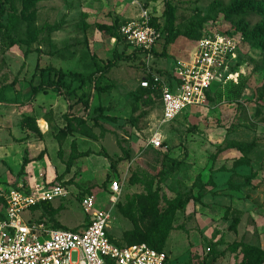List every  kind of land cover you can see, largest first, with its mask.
Instances as JSON below:
<instances>
[{"label": "rangeland", "instance_id": "1", "mask_svg": "<svg viewBox=\"0 0 264 264\" xmlns=\"http://www.w3.org/2000/svg\"><path fill=\"white\" fill-rule=\"evenodd\" d=\"M241 1L168 0L177 38L167 48V57L144 54L120 62L106 75L96 74L100 91L86 84L77 92L90 99V111L84 117H80L81 108L74 106L73 100L69 102L70 115H76L77 121L83 119L78 126L87 129L93 140L74 135V147L63 148L62 160L77 150L89 153L74 162V191H86L96 199L97 208L111 210L108 233L113 242L124 244L122 234L132 229L116 204L124 207L131 198L156 189L159 210L178 197L189 199L186 207L169 219L171 228L163 248L166 264H209L213 258V264H241L245 247L264 253V43L247 35L264 22V13L226 15V10ZM247 1L251 5L264 2ZM29 6L26 10L22 0H0V26L8 24L10 13L18 20L17 32L10 36L12 47L4 48L0 43L3 196L21 183L29 185L35 172L37 179L46 183L49 169L57 168L53 136L65 124L68 102L52 91L31 100L29 82L36 65L39 69L90 75L112 59L114 52L129 54L117 37L98 31L97 25H110L117 32L118 26L138 22L143 13L148 14L149 21L156 19L160 27L165 21L163 0H30ZM28 31L35 32L36 38L25 56ZM216 36L231 40L236 57L219 68L221 78L213 82L202 106L185 109L168 124L162 123L156 103L132 114L139 84L147 73L170 79L180 65L193 59L199 39ZM229 73L237 75H233L234 80L224 79ZM229 81L243 84L237 103L226 100ZM96 107L102 109V118L94 125L91 112ZM5 115L12 119H4ZM25 118L36 121L38 132L24 127ZM10 128L18 140L9 142ZM153 132L162 135L164 146L160 149L148 143ZM232 144L239 148L228 149ZM24 156L29 162L22 170ZM55 174L50 187L60 182L59 174ZM109 181L120 186L116 201L106 194ZM52 205L63 206L57 217L58 229H82L86 217L74 193L64 201L54 200ZM35 213L40 214L38 210ZM133 214L140 226H146L137 206ZM27 216L25 213L24 218ZM235 216L238 221L232 231ZM49 221L54 224V220Z\"/></svg>", "mask_w": 264, "mask_h": 264}, {"label": "built area", "instance_id": "2", "mask_svg": "<svg viewBox=\"0 0 264 264\" xmlns=\"http://www.w3.org/2000/svg\"><path fill=\"white\" fill-rule=\"evenodd\" d=\"M119 36L131 48L149 51L162 38L160 31L149 21L147 13L138 22L123 24ZM235 46L230 39L216 36L197 41L193 59L180 65L168 79L151 76L159 91V106L162 123H171L185 109L202 106L206 93L218 72L228 59H235ZM237 76L227 74L224 79L234 80ZM168 80V81H167ZM141 88H148L142 79ZM154 149L163 145L162 135L153 132L148 141ZM34 183L19 185L0 194V264H166L165 252H158L145 244L118 247L110 239L108 226L113 220L110 209L96 207V199L84 194L78 201L86 221L85 228L78 231L60 230L46 220H34L29 215L31 207L39 203L64 201L72 193L70 187L58 183ZM120 186L113 181L108 186V195L116 201ZM116 202L111 206L114 207ZM27 213V218L24 214Z\"/></svg>", "mask_w": 264, "mask_h": 264}, {"label": "trees", "instance_id": "3", "mask_svg": "<svg viewBox=\"0 0 264 264\" xmlns=\"http://www.w3.org/2000/svg\"><path fill=\"white\" fill-rule=\"evenodd\" d=\"M30 0H22V3L25 5V9L28 10ZM165 5V21L162 27L157 24L156 19H151L150 24L161 32L162 38L158 40L153 48L149 51V53L158 58L167 57V48L173 44L175 39L177 38L176 34L173 32L172 29V16L171 11L172 8L170 7L168 0H163ZM247 0H243L238 2L236 5H232L230 9L226 10V15L229 14H239L240 16L246 17L250 13L261 12L264 13V2L259 4H247ZM13 6L11 5L10 9ZM8 24L5 27L0 26V43L3 45L4 48H11L13 42L11 41V34L17 32V23L18 20L15 17L14 13L8 14ZM122 26V25H121ZM118 26L117 32L114 27L110 25H97L96 29L110 37L118 38L120 43L124 45L127 49L129 54H117L114 52L112 54V59L108 60L106 64L96 72L87 75V76H80L78 74H71V73H63L61 71H57L52 68L47 69H39L36 65V70L32 75V78L29 82L30 85V92H31V100H33L38 94H45L48 91H52L57 93L68 102L67 108L68 112L64 115L65 124L58 130V132L54 135V140L57 143L58 150L56 152L57 159L63 164L64 171L59 176L60 184L63 186L71 187L73 190L75 189L73 182L74 177L77 174L75 170L73 176L65 180V176L70 174V171L74 168V162L77 159L88 157L89 153L86 152H78L74 151L71 152L68 156L66 161L62 160L63 154V143L68 137H73L74 135L82 136L86 139L93 140V135L84 127L78 126V123H81L83 119L81 118L77 121L76 115H70L69 110L71 106L69 102L73 100L74 106H79L82 110V114L80 117H84L90 111V99L85 94L77 95V92L83 88L86 84L90 85V87L94 91H100V89L96 86V74L99 75H106L108 74L113 68L117 67L120 62H127L132 61L137 56L144 55L147 53L146 51H142L139 49L131 48L128 44H126L122 38L119 36V28ZM244 32H247V25L243 27ZM249 38L255 42H263L264 43V22L261 24L255 25L253 29L247 33ZM36 38V33L33 31L27 32V40L26 45L27 49L25 51V56L29 53V46L31 43L34 42ZM158 47H160V52L157 51ZM241 78V77H239ZM37 79L38 83L34 84V80ZM145 80L148 81V88H141L139 87L137 96L134 99L131 112L132 114L137 113L140 108H148L153 104L159 105V91L157 90V84L153 81V78L149 73L145 75ZM229 88L226 95V100L230 103H237L241 95V91L243 89V84L240 82L238 84H232L229 81ZM2 90L0 91V94ZM206 98H208V93H206ZM92 120L94 121V125L97 124V121L102 118V109L96 107L91 112ZM24 127L28 130L33 132H38L36 129V121L31 118L23 119ZM164 142V141H163ZM74 147V144L71 143V148ZM228 149H235L239 148L236 145H229ZM101 156V155H99ZM105 159L108 158L105 156ZM29 160L26 156L23 157L21 169L23 170L25 166L28 164ZM110 168H113V164H109ZM107 181L104 182L106 184ZM113 181H109L106 188V194L108 193V186ZM103 184V185H104ZM156 189L153 193H148L147 195H140L138 197L131 198L128 200L124 207L120 204H116V210L122 215L123 218L128 220L131 225L132 229L125 231L122 234V242L124 244H117L111 241L118 247L130 246L134 244H145L148 247L158 251H164V244L166 237L170 231V224L169 219L170 217L179 210H183L189 202V199L184 198L181 199L178 197L176 200L171 201L168 203L166 209L159 210L157 208L158 202V195ZM86 194V191H76L75 197L76 200L79 199ZM137 206L139 208V215L142 221L146 222V226L142 227L139 225L137 218L133 214V208ZM63 209L62 205H59L57 208H53L51 203H39L29 210V215L34 220H43L41 219L42 216H48L49 220H54L53 228L58 229L60 226L56 223L55 217L60 213V210ZM38 210L40 212L39 215L35 213ZM238 217L235 216V219L232 223V231L235 230V226L237 224ZM85 228L83 225L82 229ZM81 230V229H80ZM78 231V230H74ZM244 258L241 261V264H264V253L259 250H254L252 248L245 247L244 250ZM215 258H213L209 264H213Z\"/></svg>", "mask_w": 264, "mask_h": 264}, {"label": "crops", "instance_id": "4", "mask_svg": "<svg viewBox=\"0 0 264 264\" xmlns=\"http://www.w3.org/2000/svg\"><path fill=\"white\" fill-rule=\"evenodd\" d=\"M3 107L5 106H10L9 104L8 105H5V104H1ZM4 119H6V120H10V119H12V116H6L5 115V117H4ZM43 120V119H42ZM13 126H14V124H13ZM62 127V126H61ZM60 127V128H61ZM46 132V131H45ZM55 135V134H54ZM10 139H9V142H11V140L12 139H15V140H18L17 138H15L13 135H12V130H11V128H10ZM45 137V134H43L42 133V138H44ZM74 138L75 137H68L65 141H64V143H63V146H62V148H64L65 146H67L69 149H71V143H73L74 144ZM53 139H54V136H53ZM54 142H55V144H56V146H57V143H56V141L55 140H53ZM57 150H58V146H57ZM78 152H81V151H79V150H77ZM57 152V151H56ZM71 153V152H70ZM5 154H6V150H4V158H6L5 157ZM56 161L58 162H56V164H55V166L57 167L56 169H55V167H52V169H51V171H50V169H49V177H48V180L49 181H47L46 183H51V182H53V180H54V178L56 177V172L59 174V176L63 173V171H64V166H63V164L56 158ZM39 167H41L40 165H39ZM35 172V169H33V173ZM36 173L37 172H35L34 173V177L32 178V179H30L31 180V182H29V185H33L32 183H35V182H37V183H39L40 182V180L41 179H37V177L36 176H38V174L36 175ZM73 173H74V171L73 170H71L70 171V174L69 175H67V176H65V180H68V179H70L72 176H73ZM75 178V177H74ZM35 180V181H33L32 182V180ZM74 181H75V179H74ZM44 182V181H43ZM76 182V181H75ZM19 185H25L24 183H21V184H19ZM18 185V186H19ZM17 187V186H16ZM15 188V187H14ZM51 205H52V203H51ZM53 206V205H52ZM57 217H58V215L55 217V219H56V223L59 225V223L57 222Z\"/></svg>", "mask_w": 264, "mask_h": 264}]
</instances>
